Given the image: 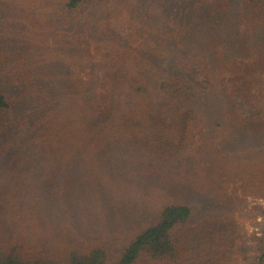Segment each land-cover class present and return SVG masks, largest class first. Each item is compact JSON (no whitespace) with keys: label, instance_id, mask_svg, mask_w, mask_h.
Masks as SVG:
<instances>
[{"label":"trees","instance_id":"1","mask_svg":"<svg viewBox=\"0 0 264 264\" xmlns=\"http://www.w3.org/2000/svg\"><path fill=\"white\" fill-rule=\"evenodd\" d=\"M242 128L264 0H0V264H264L222 172Z\"/></svg>","mask_w":264,"mask_h":264},{"label":"rangeland","instance_id":"2","mask_svg":"<svg viewBox=\"0 0 264 264\" xmlns=\"http://www.w3.org/2000/svg\"><path fill=\"white\" fill-rule=\"evenodd\" d=\"M239 104L243 108V115H247L249 107L243 106L241 101ZM215 134L216 132L208 133L210 142ZM222 146L225 148L222 172L233 176L227 185L241 199L237 206V219L243 232L240 244L253 251L256 236H261L264 232V209L254 207L256 204L264 206V132L257 133L252 128H242L234 138L224 139ZM208 158L211 159V156L208 155ZM156 210H149L148 217L153 218ZM121 224L126 226L124 222ZM126 229L129 231L127 226ZM124 238L125 234H122L120 242L115 238L113 240L118 245L125 242L121 241Z\"/></svg>","mask_w":264,"mask_h":264}]
</instances>
